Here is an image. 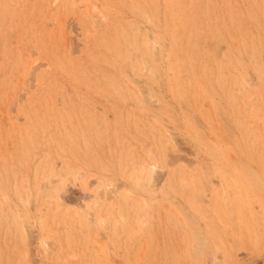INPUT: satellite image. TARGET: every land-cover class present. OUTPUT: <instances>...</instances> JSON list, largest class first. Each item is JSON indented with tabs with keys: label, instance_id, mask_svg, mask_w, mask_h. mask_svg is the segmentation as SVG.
<instances>
[{
	"label": "rangeland",
	"instance_id": "rangeland-1",
	"mask_svg": "<svg viewBox=\"0 0 264 264\" xmlns=\"http://www.w3.org/2000/svg\"><path fill=\"white\" fill-rule=\"evenodd\" d=\"M0 264H264V0H0Z\"/></svg>",
	"mask_w": 264,
	"mask_h": 264
}]
</instances>
